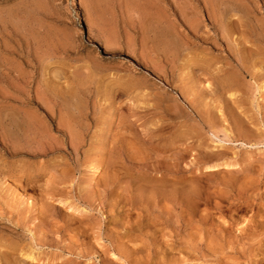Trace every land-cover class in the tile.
Instances as JSON below:
<instances>
[{
	"label": "rangeland",
	"instance_id": "rangeland-1",
	"mask_svg": "<svg viewBox=\"0 0 264 264\" xmlns=\"http://www.w3.org/2000/svg\"><path fill=\"white\" fill-rule=\"evenodd\" d=\"M76 2L0 0V264H264V0Z\"/></svg>",
	"mask_w": 264,
	"mask_h": 264
},
{
	"label": "bare ground",
	"instance_id": "bare-ground-1",
	"mask_svg": "<svg viewBox=\"0 0 264 264\" xmlns=\"http://www.w3.org/2000/svg\"><path fill=\"white\" fill-rule=\"evenodd\" d=\"M73 1V4H74V6H77L78 4H77V2H76V0H72ZM262 89L264 90V84H263V86H262ZM242 125V124H241ZM221 158H222V156H221ZM221 158L219 159V160H221ZM226 162V161H225ZM227 163H225V164H217V165H214V167H210L209 168V171L211 170V171H213V170H218V169H220V168H227V167H229V165L227 164ZM232 165V164H231ZM236 166V165H235ZM222 170V169H221ZM99 171H100V168L98 167V166H95V165H93V172H94V174L95 175H98L99 174ZM220 171V170H219ZM217 172V171H216ZM209 173V172H208ZM188 201V200H187ZM244 226V225H243ZM33 256V255H32ZM32 256H31V259H32ZM30 258V257H29Z\"/></svg>",
	"mask_w": 264,
	"mask_h": 264
}]
</instances>
